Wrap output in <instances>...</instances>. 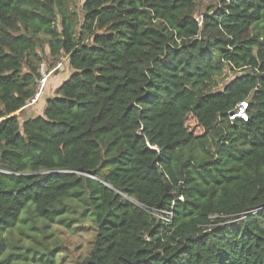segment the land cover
Instances as JSON below:
<instances>
[{
  "label": "trees",
  "instance_id": "trees-1",
  "mask_svg": "<svg viewBox=\"0 0 264 264\" xmlns=\"http://www.w3.org/2000/svg\"><path fill=\"white\" fill-rule=\"evenodd\" d=\"M196 1L83 0L80 19L68 0H0V264L7 233L62 222L66 201L96 227L78 264H264V0L200 21ZM41 36L71 70L20 123Z\"/></svg>",
  "mask_w": 264,
  "mask_h": 264
},
{
  "label": "rangeland",
  "instance_id": "rangeland-1",
  "mask_svg": "<svg viewBox=\"0 0 264 264\" xmlns=\"http://www.w3.org/2000/svg\"><path fill=\"white\" fill-rule=\"evenodd\" d=\"M82 2L83 0H68V6L77 12L80 19H82ZM215 6H217V0H197L194 15L196 20L200 21L202 18L200 14ZM41 38L43 44L36 49L41 55V60L35 63L36 69L41 62H44L47 67L52 63L48 54L46 38L44 36H41ZM57 61H60L62 66L55 74L49 77L38 101L33 105L26 104L19 113L20 123L37 114L44 99L54 94L55 88L61 79L68 77V72L71 69L68 65L67 57L62 55ZM235 74L234 72H227V76L220 79L219 84L223 85ZM66 203L65 208L68 211L62 212L61 218L64 219L62 222L56 220L48 223L33 219L25 223L19 222L16 227L6 234L11 247L9 251L11 257L7 264H78L89 255L93 246L96 227L86 214L81 216L82 207L77 202L66 201ZM23 217H28V212H24ZM70 217H75L76 219L69 221ZM47 251H53V263L30 258L32 255L38 257ZM17 253L27 255V259L16 258L14 254Z\"/></svg>",
  "mask_w": 264,
  "mask_h": 264
},
{
  "label": "built area",
  "instance_id": "built-area-1",
  "mask_svg": "<svg viewBox=\"0 0 264 264\" xmlns=\"http://www.w3.org/2000/svg\"><path fill=\"white\" fill-rule=\"evenodd\" d=\"M61 66H62V63L60 61H56L53 65H50L48 67L46 66V64L44 62H41L38 65L37 71L39 74V78L37 80L36 91H35L33 97L27 103L28 105H33L38 101L39 97L43 93V89H44L45 85L47 84L49 77L52 74H55ZM246 108H247V102L246 101L239 102L236 113H234L233 116L231 115L230 118L239 117V118H242L243 120H246L247 119ZM152 213L156 217L161 218L165 221H169L170 216L172 215L170 208L163 209V210H161V209L155 210Z\"/></svg>",
  "mask_w": 264,
  "mask_h": 264
},
{
  "label": "crops",
  "instance_id": "crops-1",
  "mask_svg": "<svg viewBox=\"0 0 264 264\" xmlns=\"http://www.w3.org/2000/svg\"><path fill=\"white\" fill-rule=\"evenodd\" d=\"M68 74H70V72H68ZM65 79H66V77L63 78V79H61L60 82H59V84H60L62 81H64ZM59 84H58V85H59ZM56 87H57V86H56ZM50 96H52V95H50ZM45 99H46V98H45ZM45 99H44V101H45ZM44 101H43V103H42L40 109L38 110L37 114H35V115H38V114H41V113H42L43 108H44V104H45ZM35 115H34V116H35ZM31 117H32V116H31Z\"/></svg>",
  "mask_w": 264,
  "mask_h": 264
},
{
  "label": "water",
  "instance_id": "water-1",
  "mask_svg": "<svg viewBox=\"0 0 264 264\" xmlns=\"http://www.w3.org/2000/svg\"><path fill=\"white\" fill-rule=\"evenodd\" d=\"M230 115H232V116H233V115H234V113L232 112Z\"/></svg>",
  "mask_w": 264,
  "mask_h": 264
}]
</instances>
